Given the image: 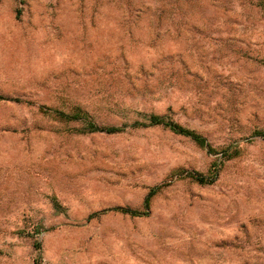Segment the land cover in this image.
Returning a JSON list of instances; mask_svg holds the SVG:
<instances>
[{
    "label": "rangeland",
    "instance_id": "1",
    "mask_svg": "<svg viewBox=\"0 0 264 264\" xmlns=\"http://www.w3.org/2000/svg\"><path fill=\"white\" fill-rule=\"evenodd\" d=\"M0 96V264H264V0H0Z\"/></svg>",
    "mask_w": 264,
    "mask_h": 264
},
{
    "label": "trees",
    "instance_id": "2",
    "mask_svg": "<svg viewBox=\"0 0 264 264\" xmlns=\"http://www.w3.org/2000/svg\"><path fill=\"white\" fill-rule=\"evenodd\" d=\"M0 100H7V99L0 96ZM12 101L19 102L20 100H14L13 99ZM74 115L62 113V116L65 117V119H67V120L80 119V116H78V115L74 116ZM145 119H146L145 120L146 122L136 121L130 127L133 129L158 127V126L163 127L165 129L170 130L171 132H173L176 135L189 138L190 140H192L194 143H196L201 148L206 149L209 154H215L216 153L215 148L212 147V145L208 142L206 137H204L202 134H199L198 132H196L194 130L188 129V128L176 123L170 117L151 114V115H146ZM89 127H90L89 132H91V133L104 132L107 134L121 133V132H124L126 129V127H124V126L122 128H119V127H99V126H96V124H92V123L89 124ZM255 135L257 137H261L264 140V131H257L255 133ZM230 150H231V148H227L226 150L222 151V157L224 160H230L237 155L238 152L236 150H235L234 154H230ZM185 176L187 178L191 179L193 182H196L200 185H212L215 183L216 178H217V174H215L213 176H204V175L199 174L197 172H188ZM158 189L159 188H153L148 193V195L144 201V209H145L144 212L132 210L130 208H116L113 211L120 212L122 214L130 215V216H147L149 214V211H150L152 199L157 194ZM108 211L109 210H107V211L105 210V211H102L99 213H95V214L91 215L90 217L94 218V217H97V216H99L103 213H106ZM35 248L37 250L41 249L40 241H36Z\"/></svg>",
    "mask_w": 264,
    "mask_h": 264
}]
</instances>
